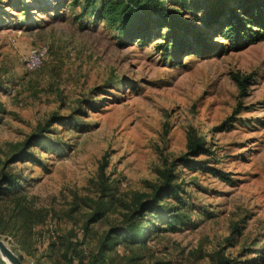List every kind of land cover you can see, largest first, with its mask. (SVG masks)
<instances>
[{"label": "rangeland", "instance_id": "rangeland-1", "mask_svg": "<svg viewBox=\"0 0 264 264\" xmlns=\"http://www.w3.org/2000/svg\"><path fill=\"white\" fill-rule=\"evenodd\" d=\"M79 9L72 0H0V172L19 183L0 198V239L25 264H67L49 243L69 238L96 251L196 138L211 153L193 160L229 178L174 165L195 224L120 244L108 264H264V38L230 48L206 34V57L189 33L178 58H165L157 36L124 44ZM201 14L184 17L207 32ZM39 46L47 54L29 70L24 56ZM43 128L44 149L33 139ZM23 145L38 162H10ZM98 201L108 210L87 231Z\"/></svg>", "mask_w": 264, "mask_h": 264}, {"label": "trees", "instance_id": "trees-1", "mask_svg": "<svg viewBox=\"0 0 264 264\" xmlns=\"http://www.w3.org/2000/svg\"><path fill=\"white\" fill-rule=\"evenodd\" d=\"M72 4L78 5L80 16H91L114 29L124 44L135 42L139 46H147L157 36L156 39H161L158 47L165 58H178L183 48L189 46L183 38L189 33L202 46L199 50L206 57L211 54L209 47L203 42V35L206 34H214L227 40L230 48L248 46L264 38V0H82L81 3L72 0ZM187 11L202 13L199 21L207 32L195 30L192 19L184 17ZM247 78H237L241 90ZM43 130L44 128L39 129L33 139L39 148L44 149ZM27 143L28 141L25 145ZM25 148L23 145L12 155L10 162L19 159L38 162V159H33L32 155L26 153ZM210 153L203 140L190 138L185 154L176 158L161 172L159 182L151 194L144 195L131 206L121 226L111 227L105 232L96 251L86 252L83 240L72 241L70 238L58 243L50 242L51 250L61 248L60 256L67 264H108L107 254L120 244L125 247L143 246L155 232L177 231L181 226L194 225L183 212L188 208V202L183 198L185 190L177 183L173 166L181 164L189 169L206 170L216 177L228 179L227 173L193 160L199 154ZM18 184L15 174L1 171L0 198L15 193ZM165 199L173 203L164 204L162 201ZM107 210V203L98 201L84 229L88 231V225L101 218ZM19 257L22 259L21 254ZM137 258L133 255L129 260ZM0 263L4 264L1 259Z\"/></svg>", "mask_w": 264, "mask_h": 264}, {"label": "built area", "instance_id": "built-area-1", "mask_svg": "<svg viewBox=\"0 0 264 264\" xmlns=\"http://www.w3.org/2000/svg\"><path fill=\"white\" fill-rule=\"evenodd\" d=\"M47 54V48L44 46L31 47L24 56V65L27 69L38 68Z\"/></svg>", "mask_w": 264, "mask_h": 264}, {"label": "water", "instance_id": "water-1", "mask_svg": "<svg viewBox=\"0 0 264 264\" xmlns=\"http://www.w3.org/2000/svg\"><path fill=\"white\" fill-rule=\"evenodd\" d=\"M0 253L2 254V260L7 264H25L22 259L15 254L6 243L0 239ZM6 259H4V258ZM8 261V262H7Z\"/></svg>", "mask_w": 264, "mask_h": 264}, {"label": "bare ground", "instance_id": "bare-ground-1", "mask_svg": "<svg viewBox=\"0 0 264 264\" xmlns=\"http://www.w3.org/2000/svg\"><path fill=\"white\" fill-rule=\"evenodd\" d=\"M1 257H2V254L0 253ZM4 258V257H3ZM5 259V258H4ZM6 260V259H5ZM8 262V261H7Z\"/></svg>", "mask_w": 264, "mask_h": 264}]
</instances>
